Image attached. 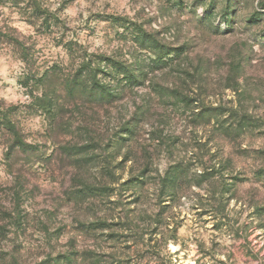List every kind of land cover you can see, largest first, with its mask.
I'll list each match as a JSON object with an SVG mask.
<instances>
[{"label": "rangeland", "instance_id": "rangeland-1", "mask_svg": "<svg viewBox=\"0 0 264 264\" xmlns=\"http://www.w3.org/2000/svg\"><path fill=\"white\" fill-rule=\"evenodd\" d=\"M0 264H264V0H0Z\"/></svg>", "mask_w": 264, "mask_h": 264}, {"label": "trees", "instance_id": "trees-1", "mask_svg": "<svg viewBox=\"0 0 264 264\" xmlns=\"http://www.w3.org/2000/svg\"><path fill=\"white\" fill-rule=\"evenodd\" d=\"M121 66V64L119 63V67ZM124 71V70H123ZM127 71V70H126ZM128 72V71H127ZM115 73L117 74V75H119V74H124V72H122V70L120 69V68H118V69H116L115 70ZM93 75V77H94V74H92ZM99 85V83H97L95 80H93L92 81V83L90 84V86H89V89L87 90V91H85L87 94H90V96L89 97H91V99L92 100H94V97L95 96H99V95H95L94 94V92H93V90H95L96 91V89H98L99 91H101V95H106V96H111V97H113L114 96V90H112V89H110L108 86H98ZM1 115L4 117V119H7L6 120V122H8V123H10V124H12L11 123V120L10 119H8L7 118V115L4 113V112H1ZM11 131V130H10ZM13 135H14V133H13Z\"/></svg>", "mask_w": 264, "mask_h": 264}]
</instances>
